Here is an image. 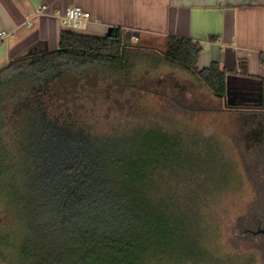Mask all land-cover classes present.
Masks as SVG:
<instances>
[{
    "label": "trees",
    "instance_id": "trees-1",
    "mask_svg": "<svg viewBox=\"0 0 264 264\" xmlns=\"http://www.w3.org/2000/svg\"><path fill=\"white\" fill-rule=\"evenodd\" d=\"M154 50L128 44L118 28L106 38L64 32L57 50L0 70V201L23 229L30 264H210L199 195L165 189L183 187L196 151L160 128L93 135L58 89L100 67L127 74L133 56L155 52L225 99L226 72L199 69L200 44L172 37Z\"/></svg>",
    "mask_w": 264,
    "mask_h": 264
},
{
    "label": "rangeland",
    "instance_id": "rangeland-1",
    "mask_svg": "<svg viewBox=\"0 0 264 264\" xmlns=\"http://www.w3.org/2000/svg\"><path fill=\"white\" fill-rule=\"evenodd\" d=\"M128 72L100 67L58 82V89L76 123L93 135H129L139 128L180 134L198 154V167L184 171L183 187L165 189L184 198L199 195L196 224L209 263L264 264V236L254 235L262 229V156L238 145L232 115L190 72L155 52L133 56ZM7 208L0 201V264H30L20 255L23 229Z\"/></svg>",
    "mask_w": 264,
    "mask_h": 264
},
{
    "label": "crops",
    "instance_id": "crops-1",
    "mask_svg": "<svg viewBox=\"0 0 264 264\" xmlns=\"http://www.w3.org/2000/svg\"><path fill=\"white\" fill-rule=\"evenodd\" d=\"M75 6L92 15L78 31L55 16ZM114 28L156 52L172 37L200 44L199 69L217 63L226 72L225 99L213 95L226 112L264 117V0H0V33L8 34L0 42V70L57 50L64 32L106 38Z\"/></svg>",
    "mask_w": 264,
    "mask_h": 264
},
{
    "label": "flooded vegetation",
    "instance_id": "flooded-vegetation-1",
    "mask_svg": "<svg viewBox=\"0 0 264 264\" xmlns=\"http://www.w3.org/2000/svg\"><path fill=\"white\" fill-rule=\"evenodd\" d=\"M234 130L232 137L238 145H244L246 149H252L255 156L262 155V230L264 231V117L259 119L255 114L232 116ZM264 236V233H262ZM264 253V243L262 245Z\"/></svg>",
    "mask_w": 264,
    "mask_h": 264
},
{
    "label": "built area",
    "instance_id": "built-area-1",
    "mask_svg": "<svg viewBox=\"0 0 264 264\" xmlns=\"http://www.w3.org/2000/svg\"><path fill=\"white\" fill-rule=\"evenodd\" d=\"M47 12V7H43L42 13ZM55 16L61 20L62 25L70 30L78 31L83 28L86 24L90 23L92 20L91 13L85 11L81 7H71L67 9L64 13L56 12ZM8 37L6 32L0 33V42Z\"/></svg>",
    "mask_w": 264,
    "mask_h": 264
},
{
    "label": "water",
    "instance_id": "water-1",
    "mask_svg": "<svg viewBox=\"0 0 264 264\" xmlns=\"http://www.w3.org/2000/svg\"><path fill=\"white\" fill-rule=\"evenodd\" d=\"M111 33H112V29H109V32H108V36H111ZM130 38V35H126V39H127V43H130L131 45L133 46H136L138 45V38H132L131 40H129ZM264 233V231L262 229H259L257 232L254 233V235H257V234H262Z\"/></svg>",
    "mask_w": 264,
    "mask_h": 264
}]
</instances>
